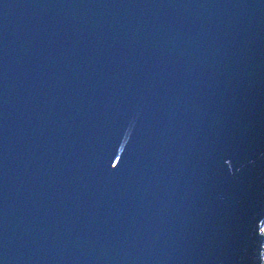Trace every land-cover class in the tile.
I'll use <instances>...</instances> for the list:
<instances>
[{
    "label": "water",
    "instance_id": "obj_1",
    "mask_svg": "<svg viewBox=\"0 0 264 264\" xmlns=\"http://www.w3.org/2000/svg\"><path fill=\"white\" fill-rule=\"evenodd\" d=\"M264 0H0V264H264Z\"/></svg>",
    "mask_w": 264,
    "mask_h": 264
},
{
    "label": "rangeland",
    "instance_id": "obj_2",
    "mask_svg": "<svg viewBox=\"0 0 264 264\" xmlns=\"http://www.w3.org/2000/svg\"><path fill=\"white\" fill-rule=\"evenodd\" d=\"M263 230H264V226H263Z\"/></svg>",
    "mask_w": 264,
    "mask_h": 264
}]
</instances>
